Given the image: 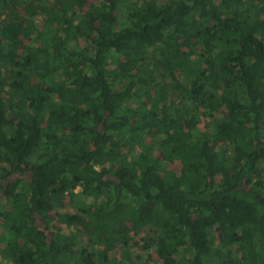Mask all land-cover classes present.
<instances>
[{
  "label": "trees",
  "instance_id": "obj_1",
  "mask_svg": "<svg viewBox=\"0 0 264 264\" xmlns=\"http://www.w3.org/2000/svg\"><path fill=\"white\" fill-rule=\"evenodd\" d=\"M86 2L0 0V264H264V0Z\"/></svg>",
  "mask_w": 264,
  "mask_h": 264
},
{
  "label": "rangeland",
  "instance_id": "obj_2",
  "mask_svg": "<svg viewBox=\"0 0 264 264\" xmlns=\"http://www.w3.org/2000/svg\"><path fill=\"white\" fill-rule=\"evenodd\" d=\"M89 0H87L86 3H88ZM88 5L85 7L87 9ZM203 118V117H202ZM208 121V119L203 118L202 119V124ZM169 168L179 171L180 169V164L178 161H174L172 163H169ZM65 205V204H64ZM131 239L133 242H135L132 250H131V255L132 258L137 262V263H151L155 258H156V252L154 247H146L149 244H151L150 241V235L146 231L139 232L137 234H134L133 232L129 233ZM120 250H115L112 254V258L115 261H118L120 259ZM115 264V263H112Z\"/></svg>",
  "mask_w": 264,
  "mask_h": 264
}]
</instances>
